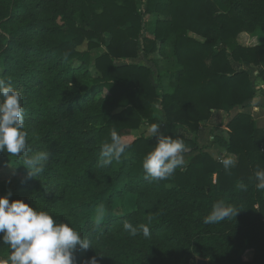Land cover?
<instances>
[{
	"label": "trees",
	"instance_id": "16d2710c",
	"mask_svg": "<svg viewBox=\"0 0 264 264\" xmlns=\"http://www.w3.org/2000/svg\"><path fill=\"white\" fill-rule=\"evenodd\" d=\"M138 1L160 16L151 38L143 36ZM243 32L260 41L241 44ZM102 45L93 77L90 51ZM141 52L159 54L155 69L124 61ZM235 64L255 68V81ZM9 78L23 96L30 152L50 153L44 172L29 178L22 160L0 152L18 172L10 202L23 199L89 236L94 247L77 249L76 264L99 252L100 264H264V191L254 177L264 168V129L239 112L211 131L235 155L230 171L198 141L213 110L243 107L264 83V0H0V79ZM160 121L161 133L179 136L194 154L169 181L149 183L141 162L157 136L131 131ZM113 130L131 147L120 163L99 167ZM217 201L241 209L205 225ZM125 220L148 224L151 237L131 236ZM6 255L10 248L0 241V259Z\"/></svg>",
	"mask_w": 264,
	"mask_h": 264
},
{
	"label": "clouds",
	"instance_id": "9594fccd",
	"mask_svg": "<svg viewBox=\"0 0 264 264\" xmlns=\"http://www.w3.org/2000/svg\"><path fill=\"white\" fill-rule=\"evenodd\" d=\"M26 111L23 106L21 91L14 87L11 79H0V152H7L17 157L30 170L29 178L40 176L46 167L50 153L47 151L30 152L28 133L25 131ZM159 123L147 125L146 138L157 136V143L142 158L144 179L149 182L169 181L177 169L183 171L187 165L188 148L182 138L164 135ZM130 143L115 130L110 139L101 145L98 166L106 168L114 161L119 162L126 156ZM226 171L236 166L232 155L220 158ZM255 188L264 191V168H257L254 173ZM165 187L171 188L167 183ZM12 193L0 196V241L9 246L10 264H76L77 249L88 251L93 246L92 239L76 230L70 222H58L53 214L39 210L23 199L10 202ZM240 207L217 201L210 212L203 217L205 225L218 224L231 217H236ZM103 208L95 217L99 227L104 219ZM150 219V218H149ZM123 228L131 236L151 237L148 224L133 225L128 220ZM96 248V247H95ZM101 252L84 260L83 264H100Z\"/></svg>",
	"mask_w": 264,
	"mask_h": 264
},
{
	"label": "rangeland",
	"instance_id": "374dc122",
	"mask_svg": "<svg viewBox=\"0 0 264 264\" xmlns=\"http://www.w3.org/2000/svg\"><path fill=\"white\" fill-rule=\"evenodd\" d=\"M138 7H139L138 9H140L143 13V15H142L143 36H150V38H151V37H153L152 36V30L154 28L153 24L158 18H160V16L155 15V14L145 13L146 5H145L144 1H142V2L138 1ZM74 16H75V18L79 24H84V25L86 24L85 21L80 17L79 14L74 13ZM192 35L195 36L194 34H192ZM195 37H197V36H195ZM106 38L108 41L110 39V36L107 35ZM198 38H201V37H198ZM238 41L243 45H254V44H257L260 40H259V37H257V35H253V34H250L247 32H243L239 35ZM87 46H88L87 43H85L84 45L80 46L78 49L80 51H86L88 49ZM105 46L106 45H102V47H100L98 49L97 48L92 49L90 51L91 63H90V67H89V72L91 71L93 77L98 76L97 70L95 68V59L97 56H99L102 53V51H104L106 49ZM157 58H159L158 53H153L150 56H145L141 52L139 54V57L133 58V59H126L124 61L145 63V64L150 65L153 69H155V65H154L153 60L157 59ZM118 62H123V60H119ZM235 66H236L237 70L250 71V73L253 76L252 79L255 81V77L253 75L255 68H251L250 66H246V65H244V66L238 65V64H235ZM152 80L154 82H156V72L153 73ZM102 94L103 95L107 94V91H104ZM158 107L159 106L156 105V108H158ZM224 112L220 115H216V111L213 110L210 121L203 122L201 124V128H200V131H202L201 143L203 144V146L213 147V145H212L213 139L211 138V131H213V129H216L220 126H226L227 118L225 117ZM221 128L225 129L224 127H221ZM146 129H147V124L141 126L139 129L133 130L131 132L133 133V137H140V136L146 137V135H147ZM180 131L183 133V135L185 133V134H188L191 136V134L188 131H186L185 129L184 130L181 129ZM161 132H166V131H164V129H163V130H161ZM193 154H194V152L186 154L187 163L189 161V158ZM211 155H212V153H211ZM117 163H120V161ZM17 175H18V172L15 169V166H13V160H11L9 158L0 159V196L6 195L9 191L12 193V191L16 190L15 179H16V177H18ZM8 256L9 255L2 257L0 259V264H10V261H8ZM202 262H203V259H201V258H197L195 260V264H202ZM206 264H209V263L206 262Z\"/></svg>",
	"mask_w": 264,
	"mask_h": 264
},
{
	"label": "crops",
	"instance_id": "0c3cea01",
	"mask_svg": "<svg viewBox=\"0 0 264 264\" xmlns=\"http://www.w3.org/2000/svg\"><path fill=\"white\" fill-rule=\"evenodd\" d=\"M256 88L259 90L258 95L253 100H251L247 103H244L243 107H236L235 109H233L229 113L224 112V111H216V115H220L224 112L225 117L227 118V123H228L231 120V118L234 117L237 113L246 112V113H249L253 116V118H254V120H255V122L259 128L264 129V83L259 82L258 84H256ZM220 127L226 128V126H220ZM181 129L184 130L183 128H181ZM201 133H202V131H199V133H198L199 144L201 147L204 148V150L212 153V156L214 157V159L219 160L220 156L225 157L227 155H232V154H229L226 150H223L222 148H220L214 142L212 144L213 147L203 146V144L201 143ZM184 135L187 137H190V135H188V134L184 133ZM232 156L235 157V155H232ZM215 176L216 175H214V177ZM205 261L207 262V260H205Z\"/></svg>",
	"mask_w": 264,
	"mask_h": 264
},
{
	"label": "built area",
	"instance_id": "2783aa9c",
	"mask_svg": "<svg viewBox=\"0 0 264 264\" xmlns=\"http://www.w3.org/2000/svg\"><path fill=\"white\" fill-rule=\"evenodd\" d=\"M254 74L256 75L257 71H255ZM211 138L213 139V136H211ZM220 158H222V156L219 157V160H220Z\"/></svg>",
	"mask_w": 264,
	"mask_h": 264
},
{
	"label": "water",
	"instance_id": "95a60500",
	"mask_svg": "<svg viewBox=\"0 0 264 264\" xmlns=\"http://www.w3.org/2000/svg\"><path fill=\"white\" fill-rule=\"evenodd\" d=\"M202 264H206V261H205V260H203Z\"/></svg>",
	"mask_w": 264,
	"mask_h": 264
}]
</instances>
